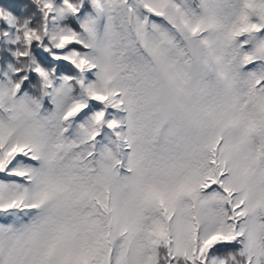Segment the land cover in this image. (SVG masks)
Returning a JSON list of instances; mask_svg holds the SVG:
<instances>
[{
    "label": "snow or ice",
    "instance_id": "6c2138e0",
    "mask_svg": "<svg viewBox=\"0 0 264 264\" xmlns=\"http://www.w3.org/2000/svg\"><path fill=\"white\" fill-rule=\"evenodd\" d=\"M0 264H264V0H0Z\"/></svg>",
    "mask_w": 264,
    "mask_h": 264
}]
</instances>
